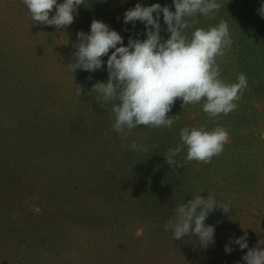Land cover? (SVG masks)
Wrapping results in <instances>:
<instances>
[{
  "label": "rangeland",
  "instance_id": "rangeland-1",
  "mask_svg": "<svg viewBox=\"0 0 264 264\" xmlns=\"http://www.w3.org/2000/svg\"><path fill=\"white\" fill-rule=\"evenodd\" d=\"M137 3L175 11L174 0H86L57 31L37 24L23 0H0V264H245L248 249L226 253L230 238L247 232L249 248L264 239V0H218V11L198 14L187 29L190 36L227 22L232 44L217 57L219 79L231 85L243 73L248 81L236 109L211 117L205 99L184 107L177 99L171 128L139 126L125 138L112 128L118 102L91 91L108 79V56L91 73L69 63L77 33H90L94 19L118 31L124 46L130 36L145 39L143 23L123 21ZM218 126L229 140L211 162L186 161L185 146L176 157L184 167L166 163L181 129ZM134 141L148 151L133 150ZM208 193L232 209L207 218L215 243L174 239L165 225L176 207Z\"/></svg>",
  "mask_w": 264,
  "mask_h": 264
},
{
  "label": "clouds",
  "instance_id": "clouds-1",
  "mask_svg": "<svg viewBox=\"0 0 264 264\" xmlns=\"http://www.w3.org/2000/svg\"><path fill=\"white\" fill-rule=\"evenodd\" d=\"M23 3L37 24L54 26L57 31L70 26L78 16L79 7L86 6V0H64L63 3L58 0H23ZM174 7L175 11H172L169 6L159 3L151 6L137 3L127 10L124 24L135 26L140 22L146 29L142 33L145 39L130 36L127 46L118 31L100 20L92 21L90 33H77L73 61L69 63L71 70L90 73L104 70L102 57L108 56V79L96 82L91 91L98 94L99 101L118 102L111 109L115 116L112 128L125 138L139 126L171 128L174 116L169 117L168 113L177 99H182L183 107L205 99L203 111L209 116L227 115L238 107L234 101L240 99L242 90L248 86L243 73L238 76V83L231 85L219 79L222 69L217 57H223L232 44L227 22L221 20L214 27L196 28L190 36L187 34V29L199 23L198 14L208 16L220 9L218 0H174ZM54 9L55 14L50 16ZM259 13L264 16V5ZM162 31L170 36L165 39ZM110 50L114 51L109 55ZM84 92L83 86L76 84L77 95ZM180 138L181 144L164 156L172 167L185 166L176 159L185 146L186 161L211 162L213 156L222 153L229 134L219 126L211 132L186 127L181 129ZM131 148L148 151L145 145H138L135 141ZM216 210L228 214L232 209L212 194L208 193L206 198L201 194L194 195L176 207L175 218L165 225V229L172 230L177 241L197 237L200 247L207 248L215 243V226L206 224V220ZM232 245H238L241 250L248 249L242 257L245 264H264V239L249 248L245 232L239 238H230L229 244L225 245L226 253L234 250Z\"/></svg>",
  "mask_w": 264,
  "mask_h": 264
},
{
  "label": "trees",
  "instance_id": "trees-1",
  "mask_svg": "<svg viewBox=\"0 0 264 264\" xmlns=\"http://www.w3.org/2000/svg\"><path fill=\"white\" fill-rule=\"evenodd\" d=\"M197 261H198V260H197ZM198 264H205V261H204V262L198 261Z\"/></svg>",
  "mask_w": 264,
  "mask_h": 264
}]
</instances>
